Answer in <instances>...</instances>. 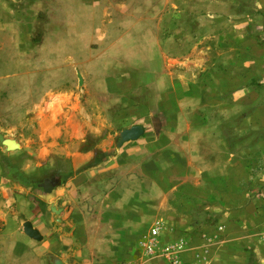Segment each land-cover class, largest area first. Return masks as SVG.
<instances>
[{
	"label": "rangeland",
	"instance_id": "rangeland-1",
	"mask_svg": "<svg viewBox=\"0 0 264 264\" xmlns=\"http://www.w3.org/2000/svg\"><path fill=\"white\" fill-rule=\"evenodd\" d=\"M260 2L0 0V133L20 145L16 151H5L0 144L3 173L12 166L17 170L15 182H20L16 179L21 173L37 189L44 177L55 173L42 169L47 165L42 154L50 153L45 148L56 143L64 147L67 134L91 129L84 126L88 116L93 129L100 131L83 142L86 150L94 149L93 161L103 158L98 147L104 139L109 137V148L114 149L120 131L140 125L150 132L178 130L172 137L180 143L170 150L178 159H204L209 192L216 186L212 166L228 157V151L237 156L238 180L246 173L253 178L264 174V7L260 8ZM204 48L207 54H190ZM189 57L214 62L219 80L210 69L204 84L201 76L204 86L192 85L197 71L186 67L188 60L181 66ZM230 60L242 68L237 75L247 81L252 96H245L244 90L232 91ZM245 65L251 79L244 75ZM71 104L82 111L67 117ZM159 134L147 137L172 135ZM170 160L158 154L155 174L179 183L187 176L182 172L185 167ZM21 161L32 171L29 178ZM140 182L134 224L148 229L141 237L145 241L154 227L171 219L149 213V190L158 202L161 185ZM259 187L244 179L238 184L247 193ZM244 202L238 197L236 204ZM248 216L252 222L255 216L252 212ZM209 217L194 214L192 222L207 227ZM238 248L244 252L243 246Z\"/></svg>",
	"mask_w": 264,
	"mask_h": 264
},
{
	"label": "crops",
	"instance_id": "crops-1",
	"mask_svg": "<svg viewBox=\"0 0 264 264\" xmlns=\"http://www.w3.org/2000/svg\"><path fill=\"white\" fill-rule=\"evenodd\" d=\"M263 7L264 0H261L260 8ZM215 17L217 21L219 17L212 16ZM242 24L247 26L248 22ZM198 51L203 55L208 53L204 48L190 54L198 55ZM232 51L236 54L237 48ZM242 53L247 55V49ZM187 60L190 65L186 67L197 71V78L191 84L204 86L200 85L201 76L204 75V84L205 73L210 69L219 80L220 73L215 72L214 62L192 61L189 57L182 60V67ZM233 63L230 60L228 68L229 83L235 88L232 91L244 90L245 96H252L253 92L246 87L247 81L242 82V76L237 75L242 68ZM243 71L246 78L253 77L246 65ZM66 111L69 117L71 113H80L82 108L76 109L71 104ZM86 118L88 122L84 126L91 129L67 134L68 142L64 147L56 143L45 148L50 151L46 157L42 154L47 161L42 167L44 173L55 171L43 181L51 177L61 179L60 185L50 193L43 191L41 183L35 189L30 180L26 179L25 184L11 181L0 167V264H53L54 257L64 264H170L162 251L172 243L180 245L182 264H244L245 260L247 264H264V208H260L264 205V174L253 178L246 173L245 178H241L245 183L260 185L259 189L254 188L251 193L238 189L241 180H238L237 169L240 167L235 152L233 155L228 151V157L223 156L212 166L216 186L209 192L202 167L204 159L195 161L185 158L187 156L178 159L170 150V146L180 143L172 137L178 130L150 132L144 127L138 139L121 146L115 142L114 149L109 148L110 138L104 139L98 147L103 150V158L93 161L94 149L86 150L83 142L87 136H95L100 131L93 129L90 117ZM154 132L172 135L147 137ZM160 153H164L167 162L171 159L175 164L181 163L186 178L179 183L170 177L158 179L155 172ZM26 163L21 161L20 164L29 178L32 171L26 169ZM140 179L153 186L161 185L158 202L149 190V213L171 219L167 224H159L152 252H147L145 241L141 239L148 229L134 224L135 211L140 208ZM185 183L187 186L183 185ZM251 195L253 202L248 199ZM238 197L245 200L240 206L236 204ZM248 212L255 216L252 222H248ZM194 214L210 216L209 226L193 223ZM25 223L31 224V235L24 231ZM239 246L244 247V252H239Z\"/></svg>",
	"mask_w": 264,
	"mask_h": 264
},
{
	"label": "water",
	"instance_id": "water-1",
	"mask_svg": "<svg viewBox=\"0 0 264 264\" xmlns=\"http://www.w3.org/2000/svg\"><path fill=\"white\" fill-rule=\"evenodd\" d=\"M144 130L142 126L140 125H133L129 128L123 129L120 131L118 135V141L117 146H121L123 143L128 141H134L138 139L142 134ZM9 140L6 138L2 133H0V144L4 147L5 151H16L19 148L9 149V144L6 143V141ZM61 179L60 177H51L45 179L40 186L42 187L43 191L46 193H50L54 187L60 185ZM24 231L28 234H32V228L30 223L24 224ZM53 264H64L63 261L60 258L54 257L52 260Z\"/></svg>",
	"mask_w": 264,
	"mask_h": 264
},
{
	"label": "built area",
	"instance_id": "built-area-1",
	"mask_svg": "<svg viewBox=\"0 0 264 264\" xmlns=\"http://www.w3.org/2000/svg\"><path fill=\"white\" fill-rule=\"evenodd\" d=\"M159 233V226L154 227L149 235V240H145L144 247L147 252H152L155 248V239ZM180 245L178 243H172L164 248L162 251L170 261V264H182L179 257Z\"/></svg>",
	"mask_w": 264,
	"mask_h": 264
},
{
	"label": "trees",
	"instance_id": "trees-1",
	"mask_svg": "<svg viewBox=\"0 0 264 264\" xmlns=\"http://www.w3.org/2000/svg\"><path fill=\"white\" fill-rule=\"evenodd\" d=\"M10 169L11 170H9L8 173L5 174V176L8 177L11 181L15 182L14 181L15 180V175L13 173L16 174L17 170H14L12 166H11ZM13 178H14V180H13ZM16 180L20 181L19 183H21V184H25V182H26V180H24V176H22L21 173H20V175L18 176V178Z\"/></svg>",
	"mask_w": 264,
	"mask_h": 264
},
{
	"label": "bare ground",
	"instance_id": "bare-ground-1",
	"mask_svg": "<svg viewBox=\"0 0 264 264\" xmlns=\"http://www.w3.org/2000/svg\"><path fill=\"white\" fill-rule=\"evenodd\" d=\"M9 140L6 141L7 144H9V149H14V148H20V145L18 142L14 139L8 138Z\"/></svg>",
	"mask_w": 264,
	"mask_h": 264
}]
</instances>
